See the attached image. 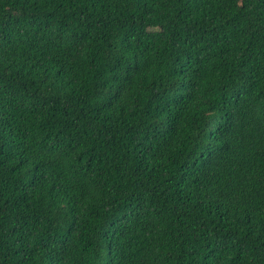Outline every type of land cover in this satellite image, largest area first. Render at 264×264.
I'll list each match as a JSON object with an SVG mask.
<instances>
[{
  "label": "trees",
  "instance_id": "trees-1",
  "mask_svg": "<svg viewBox=\"0 0 264 264\" xmlns=\"http://www.w3.org/2000/svg\"><path fill=\"white\" fill-rule=\"evenodd\" d=\"M0 264H264V0H0Z\"/></svg>",
  "mask_w": 264,
  "mask_h": 264
},
{
  "label": "snow or ice",
  "instance_id": "snow-or-ice-1",
  "mask_svg": "<svg viewBox=\"0 0 264 264\" xmlns=\"http://www.w3.org/2000/svg\"><path fill=\"white\" fill-rule=\"evenodd\" d=\"M245 2V0H241V4L243 5V3Z\"/></svg>",
  "mask_w": 264,
  "mask_h": 264
}]
</instances>
